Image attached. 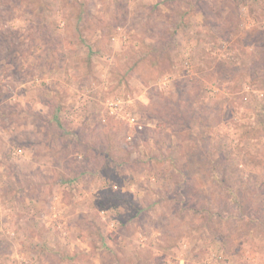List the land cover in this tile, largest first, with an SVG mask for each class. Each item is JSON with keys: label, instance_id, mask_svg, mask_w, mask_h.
I'll list each match as a JSON object with an SVG mask.
<instances>
[{"label": "rangeland", "instance_id": "1", "mask_svg": "<svg viewBox=\"0 0 264 264\" xmlns=\"http://www.w3.org/2000/svg\"><path fill=\"white\" fill-rule=\"evenodd\" d=\"M0 264H264V0H0Z\"/></svg>", "mask_w": 264, "mask_h": 264}, {"label": "built area", "instance_id": "2", "mask_svg": "<svg viewBox=\"0 0 264 264\" xmlns=\"http://www.w3.org/2000/svg\"><path fill=\"white\" fill-rule=\"evenodd\" d=\"M134 120L133 119H131V122H133ZM138 128H140V126L138 127Z\"/></svg>", "mask_w": 264, "mask_h": 264}, {"label": "trees", "instance_id": "3", "mask_svg": "<svg viewBox=\"0 0 264 264\" xmlns=\"http://www.w3.org/2000/svg\"><path fill=\"white\" fill-rule=\"evenodd\" d=\"M232 197H234V195Z\"/></svg>", "mask_w": 264, "mask_h": 264}]
</instances>
